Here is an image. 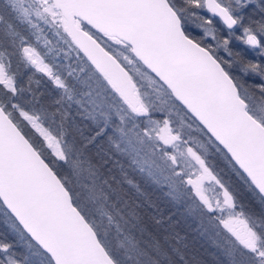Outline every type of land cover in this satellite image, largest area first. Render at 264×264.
<instances>
[{
  "label": "snow or ice",
  "instance_id": "obj_1",
  "mask_svg": "<svg viewBox=\"0 0 264 264\" xmlns=\"http://www.w3.org/2000/svg\"><path fill=\"white\" fill-rule=\"evenodd\" d=\"M262 57L264 0H0V264H187L149 187L264 264Z\"/></svg>",
  "mask_w": 264,
  "mask_h": 264
},
{
  "label": "trees",
  "instance_id": "obj_2",
  "mask_svg": "<svg viewBox=\"0 0 264 264\" xmlns=\"http://www.w3.org/2000/svg\"><path fill=\"white\" fill-rule=\"evenodd\" d=\"M242 47V46H239ZM250 59H256V57H249ZM260 61L264 62V57L259 58ZM217 170L224 168L223 163L217 162ZM226 171V169H225ZM235 177H233V180ZM143 186V185H142ZM151 198L164 209L165 215H173L174 221H176L175 232L179 233L181 237H184L181 247L183 249V245L186 244L187 248L183 249L185 253V260L187 264H218L221 262L222 258H219L218 255H214L212 248L208 245L207 240L199 233L194 231L191 227L188 226V223L184 221V217H182V210L175 205L171 204L167 201V198L164 196L163 190L157 189L155 187H149L147 189ZM5 231L2 225H0V232ZM153 232L160 238L161 242H163V231H157L153 228ZM10 240L13 239L11 236L8 237ZM170 244L175 246V239L169 241Z\"/></svg>",
  "mask_w": 264,
  "mask_h": 264
},
{
  "label": "rangeland",
  "instance_id": "obj_3",
  "mask_svg": "<svg viewBox=\"0 0 264 264\" xmlns=\"http://www.w3.org/2000/svg\"><path fill=\"white\" fill-rule=\"evenodd\" d=\"M175 207H178L180 210H182V213H181L182 217H184V221H186L188 223V226L191 227V228L193 227L192 229L194 231L198 232L197 231V227H198L197 223L191 217L186 215L185 209L183 207L176 206V205H175ZM203 237H204L205 240H207L208 245L210 246V248H212V251H213L214 255H218L219 258H222L220 253L218 252V250L213 246L211 240L207 236H203Z\"/></svg>",
  "mask_w": 264,
  "mask_h": 264
}]
</instances>
